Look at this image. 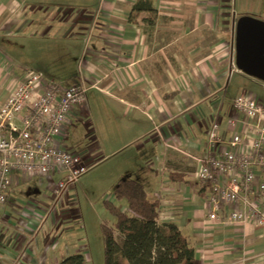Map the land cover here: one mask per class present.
I'll return each mask as SVG.
<instances>
[{
  "label": "crops",
  "instance_id": "obj_1",
  "mask_svg": "<svg viewBox=\"0 0 264 264\" xmlns=\"http://www.w3.org/2000/svg\"><path fill=\"white\" fill-rule=\"evenodd\" d=\"M28 1L0 0V104L30 70L83 85L86 99L75 106L69 130L84 121L85 144L68 146L69 133L68 150L92 164L120 155L117 177L137 180L160 200V220L187 235L195 264H264V228L210 222L208 191L193 178L195 159L207 151L209 126L219 121L225 130L232 113L225 83L241 70L231 1L35 0L30 8ZM184 163L193 171L182 169ZM32 181L18 184L13 194L49 190L28 185ZM13 208L9 202L0 213L5 264H47L39 237L12 234L22 229L10 217Z\"/></svg>",
  "mask_w": 264,
  "mask_h": 264
},
{
  "label": "built area",
  "instance_id": "obj_2",
  "mask_svg": "<svg viewBox=\"0 0 264 264\" xmlns=\"http://www.w3.org/2000/svg\"><path fill=\"white\" fill-rule=\"evenodd\" d=\"M86 92L81 84L47 80L32 70L14 82L0 104V213L21 182L53 185L58 204L95 165L65 144L75 106ZM231 112L225 130L219 121L209 126L207 151L195 159L194 178L208 191L210 222L264 228V107L244 93L234 99ZM0 264H5L1 253Z\"/></svg>",
  "mask_w": 264,
  "mask_h": 264
},
{
  "label": "rangeland",
  "instance_id": "obj_3",
  "mask_svg": "<svg viewBox=\"0 0 264 264\" xmlns=\"http://www.w3.org/2000/svg\"><path fill=\"white\" fill-rule=\"evenodd\" d=\"M34 1L27 2L29 8L36 5ZM230 1V13L234 27L242 16H251L264 22V0ZM28 13L29 20L33 19L31 9ZM5 44L15 51L17 45L14 40L8 39ZM23 57L27 58L24 54ZM235 68L236 65H234ZM225 87V102L229 108H232L234 99L244 93L253 95L264 107V81L242 71H235L226 81ZM84 126V121H78L68 131V136L70 133L68 146L77 149L84 146ZM120 158V155H114L107 156L101 161L98 160L99 162L70 186L62 202L58 204L54 202L53 195H48L53 194V185L48 186L49 190L43 191L45 193L39 192V195L29 192H23L22 196L19 193L12 194L9 202L14 208L10 217L12 221H16L19 228H22L17 231L10 225V229H14L11 231L12 234L25 236L27 240L34 236L39 237L42 242V261L46 256L47 264H51L52 258L64 257L73 253L84 254L87 264H104L102 226L112 227L115 223V218L106 209L105 202L109 201L122 210L128 208L125 200H118L114 196L116 183L124 179V176L117 177ZM181 168H191L190 171H193V166L186 167V163ZM58 180L59 176H56L54 181L58 182ZM35 183L40 189L46 186H39L37 181H32L28 185H36ZM36 212L42 214V217H38Z\"/></svg>",
  "mask_w": 264,
  "mask_h": 264
},
{
  "label": "trees",
  "instance_id": "obj_4",
  "mask_svg": "<svg viewBox=\"0 0 264 264\" xmlns=\"http://www.w3.org/2000/svg\"><path fill=\"white\" fill-rule=\"evenodd\" d=\"M147 9L153 11L152 7ZM114 196L125 200L128 208L122 210L105 202L115 223L112 227L102 226L104 264H195L196 250L189 238L174 222L160 220V200L151 197L142 183L120 179L114 187ZM58 264H87V260L84 254L73 253Z\"/></svg>",
  "mask_w": 264,
  "mask_h": 264
},
{
  "label": "water",
  "instance_id": "obj_5",
  "mask_svg": "<svg viewBox=\"0 0 264 264\" xmlns=\"http://www.w3.org/2000/svg\"><path fill=\"white\" fill-rule=\"evenodd\" d=\"M236 65L264 81V22L242 16L236 23Z\"/></svg>",
  "mask_w": 264,
  "mask_h": 264
}]
</instances>
